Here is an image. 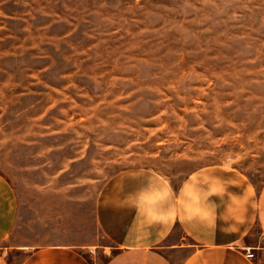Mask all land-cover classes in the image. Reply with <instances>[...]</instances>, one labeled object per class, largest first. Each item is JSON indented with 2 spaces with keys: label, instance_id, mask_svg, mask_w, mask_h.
I'll use <instances>...</instances> for the list:
<instances>
[{
  "label": "rangeland",
  "instance_id": "374dc122",
  "mask_svg": "<svg viewBox=\"0 0 264 264\" xmlns=\"http://www.w3.org/2000/svg\"><path fill=\"white\" fill-rule=\"evenodd\" d=\"M209 165L264 183V0H0V171L26 215L88 222L120 171Z\"/></svg>",
  "mask_w": 264,
  "mask_h": 264
},
{
  "label": "crops",
  "instance_id": "0c3cea01",
  "mask_svg": "<svg viewBox=\"0 0 264 264\" xmlns=\"http://www.w3.org/2000/svg\"><path fill=\"white\" fill-rule=\"evenodd\" d=\"M0 264H264V183L225 165L178 185L127 169L100 187L86 222L26 215L0 171Z\"/></svg>",
  "mask_w": 264,
  "mask_h": 264
},
{
  "label": "built area",
  "instance_id": "2783aa9c",
  "mask_svg": "<svg viewBox=\"0 0 264 264\" xmlns=\"http://www.w3.org/2000/svg\"><path fill=\"white\" fill-rule=\"evenodd\" d=\"M93 248H90V251H92L93 252ZM246 255L248 256V257H253L254 256V253L252 252V251H247L246 252Z\"/></svg>",
  "mask_w": 264,
  "mask_h": 264
}]
</instances>
